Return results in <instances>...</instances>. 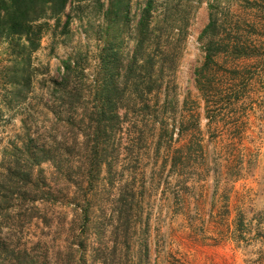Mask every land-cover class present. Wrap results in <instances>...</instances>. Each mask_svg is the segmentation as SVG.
Returning <instances> with one entry per match:
<instances>
[{"label":"rangeland","instance_id":"rangeland-1","mask_svg":"<svg viewBox=\"0 0 264 264\" xmlns=\"http://www.w3.org/2000/svg\"><path fill=\"white\" fill-rule=\"evenodd\" d=\"M31 32L0 36V156L55 161L37 217L0 211V264H264V0H70ZM111 74L135 85L104 131Z\"/></svg>","mask_w":264,"mask_h":264},{"label":"trees","instance_id":"trees-1","mask_svg":"<svg viewBox=\"0 0 264 264\" xmlns=\"http://www.w3.org/2000/svg\"><path fill=\"white\" fill-rule=\"evenodd\" d=\"M70 0H0V36H17L20 34L31 35V28L33 23L40 21L41 19H50L57 17L64 13ZM76 2H82L85 0H74ZM143 23V20H142ZM213 26V21L206 27L205 31H209ZM30 39V38H29ZM212 48L207 50V62L212 60ZM258 57L257 55L250 54L249 47L246 46V42H243L242 38L230 39V58L233 62H238L243 59ZM71 61L64 62L63 76L59 84L62 97H70L71 88L70 82L75 68H70ZM141 69H143L141 67ZM107 70H112L107 68ZM113 74L108 75L99 88L97 89L96 99H98L99 108L98 114L104 131L109 129L111 122L108 113H112L115 109H120L117 102L122 94H131V88L135 85V82L129 80L125 83L119 82L113 77ZM157 83V80H155ZM161 85V84H160ZM138 87V86H137ZM136 87V88H137ZM156 86L155 89H157ZM137 90H139L137 88ZM133 91V90H132ZM149 91H153L152 87ZM135 92V91H134ZM133 92V93H134ZM117 93V94H116ZM117 97V100L115 99ZM127 97V96H126ZM115 107V109H114ZM55 151L52 148H46L45 146H39L34 139H25L19 142H12L1 152L0 156V168L3 173H0V211L4 213L10 211L7 203L21 201L27 203L23 221L37 217L39 208L35 204L43 199L44 196L49 193L45 190L47 187V181L44 177L42 165L52 161H55ZM111 171V168H108ZM8 198H11L7 202ZM26 204V203H25ZM30 205V206H29ZM29 211V213L27 212ZM6 216L7 219L11 216ZM2 216V217H3ZM21 216V214H20Z\"/></svg>","mask_w":264,"mask_h":264}]
</instances>
